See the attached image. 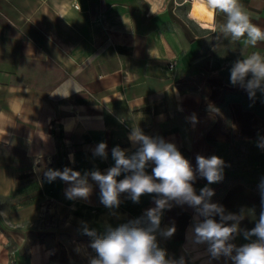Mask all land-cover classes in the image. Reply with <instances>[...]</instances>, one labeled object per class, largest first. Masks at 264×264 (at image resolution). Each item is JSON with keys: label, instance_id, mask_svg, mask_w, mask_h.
<instances>
[{"label": "crops", "instance_id": "1", "mask_svg": "<svg viewBox=\"0 0 264 264\" xmlns=\"http://www.w3.org/2000/svg\"><path fill=\"white\" fill-rule=\"evenodd\" d=\"M194 2L0 0V264H90L97 254L81 234L82 222L108 213L99 186L89 177L88 199L70 200V184L59 177L49 182L46 173L66 167L106 173L114 147L128 155L139 147L129 140L136 127L173 143L194 170L197 155L220 157L223 179L208 184L197 174L196 193L210 187L212 203L242 217L230 243L257 240L244 232L262 209L264 149L256 139L264 136V94L250 98L230 82V69L253 53L264 56V41L253 47L246 38L225 37L226 15L210 10L200 20ZM239 3L264 30V0ZM101 142L106 159L93 154ZM154 166L149 162L146 172ZM156 198L144 194L136 203L122 193L113 215L125 223L140 218ZM172 204L160 229L174 225L175 233H155L166 258L232 264L193 243L195 210Z\"/></svg>", "mask_w": 264, "mask_h": 264}, {"label": "clouds", "instance_id": "2", "mask_svg": "<svg viewBox=\"0 0 264 264\" xmlns=\"http://www.w3.org/2000/svg\"><path fill=\"white\" fill-rule=\"evenodd\" d=\"M205 6L213 13L219 11L226 15L227 21L222 26L225 37L232 40L246 38V44L255 47L264 41V30L253 24L248 14L242 9L239 0H203ZM212 31H216L213 24ZM230 82L244 88L250 98L257 91L264 94V56L253 53L247 58L234 62L230 69ZM193 123L196 117L191 118ZM129 140L139 147L131 155L126 150L116 146L111 155L114 166L106 173L94 170L84 175L70 168L49 170L46 178L49 182L59 177L70 184L66 189L67 199L77 198L87 200L92 186L89 177L100 190V202L108 209L118 208L122 193H128L129 198L138 203L144 194H157L155 207L148 209L137 219L130 220L116 228L109 226L103 235H98L95 229H90L85 222L83 234L92 237L90 247L97 254L91 258L90 264H185L184 257L179 260L166 258V251L157 244V231L165 238H170L176 231L175 226L160 229L161 217L165 209H171L172 202L177 205H188L195 210L194 227L189 239L197 244H206L207 252L214 259L224 256L232 264H264V179L259 184L262 209L258 222L250 231L244 232L245 239L252 236L257 240L237 247L230 243L235 234L240 231L239 220L235 214H225L224 208L212 203L210 198L214 191L205 186L197 194L194 182L197 174L200 178L213 184L223 179L224 161L216 156H196V168L193 169L173 143L162 138L149 137L138 128H133ZM264 147V145H260ZM107 145L99 143L94 149V156L107 158ZM70 159L72 157L70 156ZM149 162L155 166L151 174L146 172ZM125 174L123 179L117 177ZM220 217L217 222L215 216ZM203 218V219H201ZM227 221H235L228 225ZM235 253V254H233Z\"/></svg>", "mask_w": 264, "mask_h": 264}, {"label": "rangeland", "instance_id": "3", "mask_svg": "<svg viewBox=\"0 0 264 264\" xmlns=\"http://www.w3.org/2000/svg\"><path fill=\"white\" fill-rule=\"evenodd\" d=\"M103 212H108V213H103L95 217H89L84 220V222L87 224V226L90 229L96 230L98 235H103L109 226H111L112 228H116L119 225L125 223L123 221H119L118 218L114 217L113 212H116V209L107 208ZM85 214H88V213L85 212L83 215L86 216ZM83 226L84 224L82 223V229H83ZM81 234L83 235V237H86V239L92 240V237H89L83 233Z\"/></svg>", "mask_w": 264, "mask_h": 264}, {"label": "bare ground", "instance_id": "4", "mask_svg": "<svg viewBox=\"0 0 264 264\" xmlns=\"http://www.w3.org/2000/svg\"><path fill=\"white\" fill-rule=\"evenodd\" d=\"M194 1L199 4V15H198V18L200 20H204V18H207V16H209L211 14V11L204 6L205 4L203 3V0H194Z\"/></svg>", "mask_w": 264, "mask_h": 264}, {"label": "built area", "instance_id": "5", "mask_svg": "<svg viewBox=\"0 0 264 264\" xmlns=\"http://www.w3.org/2000/svg\"><path fill=\"white\" fill-rule=\"evenodd\" d=\"M75 7H77V6H75ZM175 66H176V61L174 59L170 60V62L168 63V69L172 71L175 68ZM256 140L258 143V148L260 150H263L264 147H261L260 145H264V136H258ZM10 264H15L14 260H11Z\"/></svg>", "mask_w": 264, "mask_h": 264}]
</instances>
